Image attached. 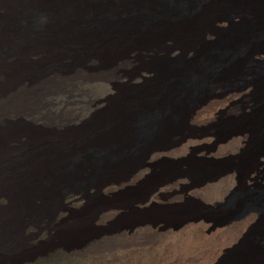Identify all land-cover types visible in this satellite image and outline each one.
Segmentation results:
<instances>
[{"label": "rangeland", "instance_id": "374dc122", "mask_svg": "<svg viewBox=\"0 0 264 264\" xmlns=\"http://www.w3.org/2000/svg\"><path fill=\"white\" fill-rule=\"evenodd\" d=\"M36 13L53 11L46 0H0V264H214L221 249L229 252H221L215 264H251L240 243L230 247L235 238L229 227L209 230L264 190V165L250 160L255 141L243 143V153L221 142L249 127L259 96L213 99L190 121L185 152L165 153L139 170L141 160L97 171L89 161L96 150L90 129L114 114L110 97L155 84L164 54L132 52V66L89 87L73 69L67 46L69 51L61 45L56 50L65 57L47 58L45 46L53 47L55 34L48 26L33 27ZM225 23L220 34L231 29ZM24 41L31 48L23 54ZM169 57L173 64L182 61L179 51ZM67 82L83 86L75 90L79 96L67 95ZM34 88L41 92L26 98ZM59 152L68 156L56 161ZM226 171L231 180L195 187ZM253 216L246 244L264 228L263 217Z\"/></svg>", "mask_w": 264, "mask_h": 264}, {"label": "bare ground", "instance_id": "6f19581e", "mask_svg": "<svg viewBox=\"0 0 264 264\" xmlns=\"http://www.w3.org/2000/svg\"><path fill=\"white\" fill-rule=\"evenodd\" d=\"M46 1L53 13L46 16L36 13L33 27L42 30L48 26L54 30L53 47L48 43L45 46L47 58L65 57V52L56 50L60 45L67 46L72 53L73 69L80 72L79 78L89 87L102 82L109 73L118 76L123 73L121 69L132 66V52L165 55L154 70L153 86L138 93L120 91L112 98L109 96L110 111L114 114L106 124L90 129L91 145L96 148L89 153L93 168L105 172L133 166L141 160L139 170L151 167L152 163L146 164L147 161L165 153L185 152L191 143L185 132L200 110L211 106L215 98L246 97L248 93L259 96V102L252 107L253 122L221 142L234 144L243 153L240 146L243 143L250 146L255 141L258 148L250 160L264 165L260 161L264 158V63L255 58L264 59V0ZM223 9L230 14L221 15ZM236 18L239 23L234 22ZM224 22L231 29L220 34ZM210 34L215 37L213 42L207 41ZM26 42L21 46L23 54L31 48ZM65 46L63 50H68ZM178 51L182 59L179 65L173 64L169 57ZM82 73L87 76L82 77ZM67 156L66 152H59L53 159L59 161ZM230 173L214 175L195 187L220 182L223 177L231 180ZM67 194L61 195V199ZM240 206L235 215L215 223L209 231L229 227L235 238L230 247L240 243L251 264H264V228L249 244L245 228L254 214L264 220V190L242 200ZM189 221L196 223L199 218L187 219L177 227ZM221 252L229 251L221 249ZM218 257L213 259L214 264Z\"/></svg>", "mask_w": 264, "mask_h": 264}, {"label": "trees", "instance_id": "16d2710c", "mask_svg": "<svg viewBox=\"0 0 264 264\" xmlns=\"http://www.w3.org/2000/svg\"><path fill=\"white\" fill-rule=\"evenodd\" d=\"M52 77L57 78L58 74H53ZM78 88L83 89V86H79L77 84H74V83H71V82H67V88H66V90L68 91L67 95H69L70 93H74L76 95L75 97L79 96L80 92L75 91ZM34 89L35 90L33 92L32 91L27 92V94H25V97L27 98L28 96L29 97L30 96H35V95H38L41 92V88H34ZM42 108L43 107L40 106L39 108H37L38 109L37 111L43 110ZM43 227H46V223H43Z\"/></svg>", "mask_w": 264, "mask_h": 264}]
</instances>
